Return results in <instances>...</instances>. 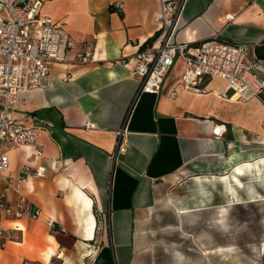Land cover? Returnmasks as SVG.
<instances>
[{
  "label": "crops",
  "instance_id": "obj_1",
  "mask_svg": "<svg viewBox=\"0 0 264 264\" xmlns=\"http://www.w3.org/2000/svg\"><path fill=\"white\" fill-rule=\"evenodd\" d=\"M117 1L121 10L113 6ZM42 5L40 13L61 22L76 46L39 86L11 101L17 122L37 126L47 118L54 125L38 131L35 144L0 142V154L9 158L0 173V180L11 182L5 198L11 204L22 194L29 204L23 217L1 219L7 231L0 264H132L135 236L162 192L181 200L192 187L225 188L224 177L236 167L243 170L242 187L234 186L239 196L264 200L262 97L242 101L230 91L224 97L226 81L216 76L200 79L203 91L178 86L171 96L185 67L180 57L158 93L137 92L134 55L158 35L159 0ZM180 17L177 43L219 37L247 44L245 61L255 59V46L264 44V0H185ZM79 48L91 52L85 63L74 60ZM257 63L263 77L264 59ZM119 132L127 148L113 158ZM24 165H46L47 171L19 180ZM179 173L186 181L169 186ZM213 196L207 193L206 202Z\"/></svg>",
  "mask_w": 264,
  "mask_h": 264
},
{
  "label": "built area",
  "instance_id": "obj_2",
  "mask_svg": "<svg viewBox=\"0 0 264 264\" xmlns=\"http://www.w3.org/2000/svg\"><path fill=\"white\" fill-rule=\"evenodd\" d=\"M47 0H0V142L11 141L16 146L35 144L38 131L54 125L47 118L40 119L39 125L32 126L19 123L11 115L10 104L17 92L33 86H39L55 63L63 62L75 40L68 35L63 24L40 13L42 4ZM159 10L154 14L158 23V35L150 43L135 52L137 92L158 93L168 71L173 67L177 57L183 58L184 69L179 82L169 91L174 95L177 87H184L194 92L203 91L199 86L204 77H219L226 81V96L230 91L242 101L259 97L264 90V76L257 74L258 59L245 61L250 50L246 44L228 42L219 37L201 40L196 43L174 41L175 31L180 22V15L185 0H159ZM122 9V3L113 5ZM231 16H228V19ZM75 62L85 63L91 58V52L83 48L76 50ZM119 132L116 141V154L124 152L126 146L120 140ZM37 153L42 149L37 146ZM9 158L0 154V173L9 168ZM47 171L46 165H24L19 169L18 179L27 176L42 177ZM0 222L2 217L21 218L29 204L22 194L18 200L9 203L5 198L11 187L10 178L0 180ZM32 217L39 213L35 209ZM5 228L0 223V246L5 243ZM22 264H36L34 261H23Z\"/></svg>",
  "mask_w": 264,
  "mask_h": 264
},
{
  "label": "rangeland",
  "instance_id": "obj_3",
  "mask_svg": "<svg viewBox=\"0 0 264 264\" xmlns=\"http://www.w3.org/2000/svg\"><path fill=\"white\" fill-rule=\"evenodd\" d=\"M185 181L179 173L168 185ZM240 191L233 188L228 196L213 183L206 190L189 188L181 200L162 192L135 236L132 264H264V200L243 198ZM207 193L214 195L208 203Z\"/></svg>",
  "mask_w": 264,
  "mask_h": 264
},
{
  "label": "bare ground",
  "instance_id": "obj_4",
  "mask_svg": "<svg viewBox=\"0 0 264 264\" xmlns=\"http://www.w3.org/2000/svg\"><path fill=\"white\" fill-rule=\"evenodd\" d=\"M264 169V161L262 163V170ZM243 173V170L242 168L240 167H236V169L234 170V172L230 175V177H222L223 179V183H224V186H225V191L228 192V195H232L234 192H233V188L234 186H237V187H241L242 184H241V181L239 179V174H242ZM259 175H261V173H259ZM201 178V177H200ZM209 178V177H207ZM206 179V178H205ZM220 179V178H219ZM199 180V178H198ZM221 181V180H220ZM202 182V180H201ZM199 184V183H198ZM203 184V183H202ZM204 187V186H203ZM200 188V187H199ZM229 199V197H228ZM92 219L90 220L89 224H88V228H89V231L87 233V236H90L91 234V230H92Z\"/></svg>",
  "mask_w": 264,
  "mask_h": 264
},
{
  "label": "trees",
  "instance_id": "obj_5",
  "mask_svg": "<svg viewBox=\"0 0 264 264\" xmlns=\"http://www.w3.org/2000/svg\"><path fill=\"white\" fill-rule=\"evenodd\" d=\"M255 58L259 60L264 59V44L255 46ZM259 95L264 100V90Z\"/></svg>",
  "mask_w": 264,
  "mask_h": 264
}]
</instances>
